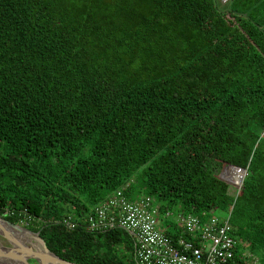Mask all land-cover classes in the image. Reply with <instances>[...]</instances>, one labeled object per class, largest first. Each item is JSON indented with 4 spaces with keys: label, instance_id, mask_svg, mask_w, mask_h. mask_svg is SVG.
<instances>
[{
    "label": "trees",
    "instance_id": "obj_1",
    "mask_svg": "<svg viewBox=\"0 0 264 264\" xmlns=\"http://www.w3.org/2000/svg\"><path fill=\"white\" fill-rule=\"evenodd\" d=\"M126 184L231 210L264 262V0H0V217L66 262L134 264L121 232L57 223Z\"/></svg>",
    "mask_w": 264,
    "mask_h": 264
},
{
    "label": "built area",
    "instance_id": "obj_2",
    "mask_svg": "<svg viewBox=\"0 0 264 264\" xmlns=\"http://www.w3.org/2000/svg\"><path fill=\"white\" fill-rule=\"evenodd\" d=\"M234 172L242 174V183L246 169L236 168ZM127 189L128 185H123L87 214L66 215L57 223L68 231L80 228L94 234L121 232L130 241L134 264H264L234 236L231 210L226 215L213 213L202 220L191 214L162 210L150 197L130 199Z\"/></svg>",
    "mask_w": 264,
    "mask_h": 264
},
{
    "label": "water",
    "instance_id": "obj_3",
    "mask_svg": "<svg viewBox=\"0 0 264 264\" xmlns=\"http://www.w3.org/2000/svg\"><path fill=\"white\" fill-rule=\"evenodd\" d=\"M222 165H223L224 169L230 168L233 172L237 168V167H234V166H232L230 164H227V163H223ZM218 179L223 181V182H225V183H227V184H230V185H232L233 187H236V188L242 186L241 182H239L238 184L230 182V181L227 180V178L222 177V174H221L220 177H218ZM0 220L5 221L2 217H0ZM10 225H13V224H10ZM13 226H15V225H13ZM23 229L26 232H28L29 234L35 235V236L38 237V239H40V237L38 236V233H32V232H30L29 230H27L24 227H23ZM1 236L4 237L12 245V248H6V247H3V246H0V264H31L29 262V260L34 261L35 264H47L45 255L40 254L34 248H32L30 246H26V245H24L21 242H17L15 240H12L7 235L6 236L1 235ZM41 244H42V247H43V251L47 255H50L53 258H55L57 262H59L61 264H74V263H70V262H66L64 260H61L60 258L55 256L54 254L50 253L46 249L45 243L42 240H41Z\"/></svg>",
    "mask_w": 264,
    "mask_h": 264
},
{
    "label": "bare ground",
    "instance_id": "obj_4",
    "mask_svg": "<svg viewBox=\"0 0 264 264\" xmlns=\"http://www.w3.org/2000/svg\"><path fill=\"white\" fill-rule=\"evenodd\" d=\"M0 234L3 236L7 235L12 240L21 242L24 245L25 243H31L33 240L32 238L34 237V235L29 234L23 228L10 225L9 223L2 220H0ZM35 250L40 254L45 255L47 264H61L57 262L52 256L47 255L42 248L36 247Z\"/></svg>",
    "mask_w": 264,
    "mask_h": 264
},
{
    "label": "rangeland",
    "instance_id": "obj_5",
    "mask_svg": "<svg viewBox=\"0 0 264 264\" xmlns=\"http://www.w3.org/2000/svg\"><path fill=\"white\" fill-rule=\"evenodd\" d=\"M226 3H222L221 1H220V6H221V8L222 7H224V5H225ZM212 174L213 175H216V176H218V177H220L221 176V174H222V177H225V178H227V179H233V177L235 176L234 175V173H232V170L230 169V168H226V169H224V167H223V165H217L213 170H212ZM6 221V220H5ZM6 222H8V221H6ZM9 223V222H8ZM16 227H22L23 228V226L22 225H20V224H16L15 225ZM33 240L31 241V243H25V245L26 246H30V247H32V248H34V249H36V247H39V248H42L43 249V247H42V244H41V240L40 239H38V237L37 236H35L34 235V237L32 238ZM0 246H3V247H6V248H12V245L4 238V237H2L1 235H0ZM29 262L31 263V264H33L32 263V260H29Z\"/></svg>",
    "mask_w": 264,
    "mask_h": 264
},
{
    "label": "flooded vegetation",
    "instance_id": "obj_6",
    "mask_svg": "<svg viewBox=\"0 0 264 264\" xmlns=\"http://www.w3.org/2000/svg\"><path fill=\"white\" fill-rule=\"evenodd\" d=\"M32 263H33V264H35V262H34V261H32Z\"/></svg>",
    "mask_w": 264,
    "mask_h": 264
}]
</instances>
